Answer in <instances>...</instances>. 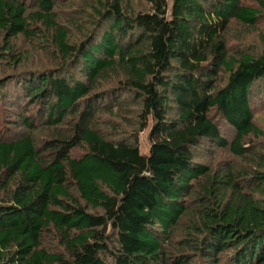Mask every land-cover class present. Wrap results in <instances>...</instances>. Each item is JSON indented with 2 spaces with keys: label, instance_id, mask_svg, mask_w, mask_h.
<instances>
[{
  "label": "trees",
  "instance_id": "trees-1",
  "mask_svg": "<svg viewBox=\"0 0 264 264\" xmlns=\"http://www.w3.org/2000/svg\"><path fill=\"white\" fill-rule=\"evenodd\" d=\"M262 106L264 0H0V264H264Z\"/></svg>",
  "mask_w": 264,
  "mask_h": 264
},
{
  "label": "rangeland",
  "instance_id": "rangeland-1",
  "mask_svg": "<svg viewBox=\"0 0 264 264\" xmlns=\"http://www.w3.org/2000/svg\"><path fill=\"white\" fill-rule=\"evenodd\" d=\"M245 41L250 45H257L258 39L257 35L255 33H251L247 35ZM41 55V54H40ZM264 106L260 107L257 111L259 112L258 117H256V121L260 124L262 128H264V113H263ZM149 127V121L147 122V125L138 133V143H139V152L140 154L145 155L147 152V140H146V133L148 131ZM244 165V162H241Z\"/></svg>",
  "mask_w": 264,
  "mask_h": 264
}]
</instances>
